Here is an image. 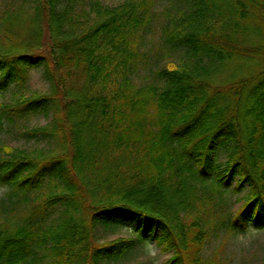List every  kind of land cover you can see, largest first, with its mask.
Here are the masks:
<instances>
[{
    "label": "trees",
    "instance_id": "1",
    "mask_svg": "<svg viewBox=\"0 0 264 264\" xmlns=\"http://www.w3.org/2000/svg\"><path fill=\"white\" fill-rule=\"evenodd\" d=\"M160 1L23 0L34 51L4 29L0 89L38 67L52 92L0 114V133L3 116L50 119L22 132L31 149L0 140V264H109L146 241L163 264H222L203 253L213 236L264 229V0H175L161 37L181 57L139 85ZM225 60L250 71L203 77ZM230 189L243 202L226 212ZM119 227L137 239L100 241Z\"/></svg>",
    "mask_w": 264,
    "mask_h": 264
},
{
    "label": "rangeland",
    "instance_id": "2",
    "mask_svg": "<svg viewBox=\"0 0 264 264\" xmlns=\"http://www.w3.org/2000/svg\"><path fill=\"white\" fill-rule=\"evenodd\" d=\"M90 1V0H86ZM105 5L116 6L126 0H100ZM175 0H161L157 6L159 18L154 22L147 32V40L144 52L145 61L140 62V69L136 72L135 81L139 85H145L153 81L156 69L167 68L173 61H178L181 55L178 53L167 54L166 46L161 37L160 23L167 20L165 11L169 8L170 13L176 12ZM223 11L229 7L228 1L223 0L216 3ZM32 8L30 4L23 0H0V18L1 21L0 36L5 28L7 33L12 35V40L19 39L25 48H31L34 51L38 47V41L33 33L31 25ZM223 23H219L216 32H227L229 29H223ZM222 26V27H221ZM231 29V28H230ZM6 34V33H4ZM233 37L236 35L233 34ZM19 42V43H20ZM250 64L240 65L236 61H227L204 72L203 77L211 80L214 84L223 86L228 82L236 80L241 75L247 74L250 70ZM246 70V71H245ZM52 92L51 83L47 82L43 77L41 68H32L23 83H13L5 89H0V114L3 112V105L16 103L23 97L39 96ZM5 130L0 133V140L6 144L31 149L36 145L34 139L22 132L37 126H45L50 122L48 117L44 115L35 116L29 120H19L15 123H9L4 117ZM6 187L0 188V201L6 197ZM230 189L224 196L223 208L226 212H231L238 208L243 200L244 193L235 194ZM100 241L113 240L119 237H133L137 239L135 233L126 227L113 229L100 228L98 230ZM204 256L209 258L220 259L222 264H264V229H250L243 234H233L221 232L219 236H213L206 244L203 250ZM170 254L162 252L153 241H146L138 244L134 250L118 260L111 261L109 264H163Z\"/></svg>",
    "mask_w": 264,
    "mask_h": 264
},
{
    "label": "snow or ice",
    "instance_id": "3",
    "mask_svg": "<svg viewBox=\"0 0 264 264\" xmlns=\"http://www.w3.org/2000/svg\"><path fill=\"white\" fill-rule=\"evenodd\" d=\"M3 86V83L2 82H0V87H2Z\"/></svg>",
    "mask_w": 264,
    "mask_h": 264
}]
</instances>
